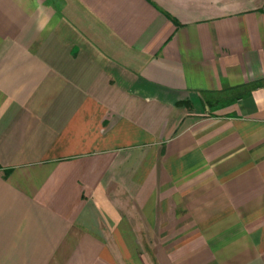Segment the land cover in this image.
<instances>
[{
  "label": "crops",
  "instance_id": "obj_1",
  "mask_svg": "<svg viewBox=\"0 0 264 264\" xmlns=\"http://www.w3.org/2000/svg\"><path fill=\"white\" fill-rule=\"evenodd\" d=\"M0 264H264V0H0Z\"/></svg>",
  "mask_w": 264,
  "mask_h": 264
}]
</instances>
